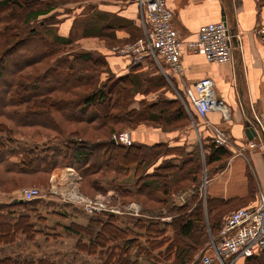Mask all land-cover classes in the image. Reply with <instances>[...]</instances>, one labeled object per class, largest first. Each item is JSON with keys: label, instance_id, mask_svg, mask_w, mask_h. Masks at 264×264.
<instances>
[{"label": "trees", "instance_id": "1", "mask_svg": "<svg viewBox=\"0 0 264 264\" xmlns=\"http://www.w3.org/2000/svg\"><path fill=\"white\" fill-rule=\"evenodd\" d=\"M20 3L21 1L18 0H0V10L9 8L11 17L15 14L14 5ZM23 6L28 8V11L23 15L22 23L27 24L31 18L35 19L39 14L49 10L52 2L25 0ZM8 18V15L5 18L0 16V22H3L0 37L2 36L5 44L0 57V79L6 63L10 60L12 66H15V75L12 76L14 79H8L10 81L8 83L3 80L4 87L0 89L2 94L0 96V118H2L0 119V165L4 170L16 174L50 175L55 167L70 161L77 165L84 180L92 177L88 180L89 184L98 189L102 188L98 180L109 171H115L118 176H122L128 174L124 172L125 169L129 171L131 166H134L135 174H143L150 163L149 159L146 161L148 153L144 149H148L146 146L151 144L134 142L132 145H123L112 142L111 134L115 128L111 124L126 118L157 117L161 112L165 118H169L167 121H170L175 111H177L175 116L181 117L182 105L178 106V110L174 109L172 105L175 102L164 97L144 105L149 113H145L144 110L138 111L129 105L133 85L138 83L134 78L136 74L132 75L128 72L116 75L110 72L106 80H100L99 73L103 70L108 71L107 61L103 55L84 50L68 52L60 45L69 42L68 38L54 36L51 41L48 38L45 40L36 27L31 28L28 37L21 38L18 36L19 31H15L17 24L11 19L7 20ZM38 34L40 36L36 37V43L41 46L36 48V51L27 47L22 48L19 54L14 52L17 46L30 42ZM58 52L60 53L51 59V56ZM30 68L34 71L29 73ZM12 74L11 72L9 75ZM99 103H102L101 108L98 106ZM158 105L160 109H156ZM63 123L74 127L67 131ZM83 123L90 125L96 132L103 131V135L107 134L102 140L89 138L86 129L77 126ZM78 134L81 135L79 139ZM22 137H26L30 142L21 144L19 139ZM206 147L209 148L206 156L208 164L221 159L227 152L224 146L215 142L206 144ZM100 149L104 150L105 157L101 161H94L92 157L97 154L94 151ZM110 149L113 150V154L107 153ZM138 175L136 179L130 180L132 183L130 187H125L122 181L116 184L121 204L128 201L126 199L128 195L132 196L129 200H135L134 198L141 194L149 200L156 201L147 193L155 187L161 189L160 192L165 197L169 193L170 187L166 180L148 181ZM150 176H156L155 172H145L143 175V177ZM124 181L128 182L127 179ZM196 188L201 190L198 183ZM161 201L165 202V198ZM36 203L33 199L0 203V244L4 241H14L17 228L29 239H33L35 234L32 231L36 228L34 218L30 212H18V210L22 211L25 208L35 211L33 204ZM139 203L150 214L145 217H132V226H125L121 215L105 210L98 211L104 217L100 222H96L100 225L99 229H93L94 222L80 226H66L68 230L80 236L76 244L77 249L94 253L99 247V253L104 256L103 264H172L171 255L177 248L176 238L170 237L164 241L157 237L163 236L170 228L174 231V235L181 239L183 244L181 247L184 246L179 256L178 253L175 254L181 261L187 262L190 249H196L201 242H203L201 250L207 247L206 235L202 230L206 219L200 197L196 203V212L193 209L187 210L189 203L183 205L167 203V211L175 213L171 222L160 221L155 215L152 216L153 213L157 214L156 210L145 205L146 200ZM209 225L210 231L217 230L218 233L222 222L215 221L214 218L210 219ZM195 230H199L200 233L194 238L191 235ZM86 235L88 241L83 240ZM161 246H164L163 249H159L154 254L153 250ZM1 249L3 248L0 246V254ZM255 263L258 264V261ZM0 264L61 263L48 257H29L11 252L0 255Z\"/></svg>", "mask_w": 264, "mask_h": 264}, {"label": "crops", "instance_id": "2", "mask_svg": "<svg viewBox=\"0 0 264 264\" xmlns=\"http://www.w3.org/2000/svg\"><path fill=\"white\" fill-rule=\"evenodd\" d=\"M168 5L173 11L172 22L182 38L196 37L200 27L212 21L225 20L229 28H234L231 36L233 62L209 61L205 55L183 47L180 53L184 67L183 74L172 73L165 63L162 68L165 74L161 72L165 79H169L174 89L173 92H166L165 98L177 104L181 99L179 106L182 103L180 93L187 85L200 78L211 77L214 81L215 96L222 99L227 108V116L219 109L211 110L205 117L197 119L196 129L194 128L205 144L214 142V135L219 132H223L227 138L217 144L224 146L227 152L221 159L209 163L202 190L201 207L206 225L210 229V219L215 218V221L223 223L234 207L253 206L264 197V152L249 145V140L256 138L254 137L256 132L251 137L246 133L247 127H252L256 131L257 119L264 127V36L257 32L258 27L264 25V2L262 0H168ZM144 10V6L138 0H68L60 3L52 2L50 9L39 14L38 17L43 23H46L44 20L51 19L53 22L49 25L54 31L53 35L75 39V48L80 51L103 55L107 60L108 71L117 75L128 72L138 75L139 72L148 69L144 60L153 59L148 57L140 61L142 63H135L130 57L120 52L116 53L117 51L114 52L110 47L115 43L143 36L146 29ZM132 67L134 69H131ZM180 114L182 118L190 119L186 108L183 107ZM248 119L251 121L249 126ZM144 127L145 130L136 129L137 135L133 134L137 143L165 140L175 144L181 143L183 135L186 137L189 135V129L184 131L180 129L179 133L178 131L155 133L150 126ZM74 178L76 180L75 175ZM13 197L15 195L1 202L18 200ZM180 200L182 201L177 203L178 205L186 203L184 197ZM192 207L189 205L187 210L190 211ZM137 208L139 209V205ZM109 209L112 210L106 207L105 211H110ZM111 212L124 214L125 210ZM56 224V237L72 236L70 233L72 231L66 226L86 225L77 221ZM0 246L3 248L0 255L11 253L3 245ZM202 246L203 242L195 249L197 252L195 257H200ZM40 256L45 257L44 254H36V257ZM52 260L60 263L59 259H55V255ZM224 261L222 263L217 260L214 264H257L256 261L258 264H264V250L249 257L228 256Z\"/></svg>", "mask_w": 264, "mask_h": 264}, {"label": "rangeland", "instance_id": "3", "mask_svg": "<svg viewBox=\"0 0 264 264\" xmlns=\"http://www.w3.org/2000/svg\"><path fill=\"white\" fill-rule=\"evenodd\" d=\"M21 1L20 5H14L16 7L15 14L10 17L9 14V8H6L5 10H0V16L5 18L7 15L9 16V19L11 21L15 22L17 24V29L15 31H19L18 36L28 37L29 32L32 27H36L40 31V35H42L45 40L48 38V40H52V38L55 36L53 35L54 31L51 26L49 25L51 22L46 21V23H40V18L36 17L35 19L31 18L28 23H22L23 15L28 11V8H25L23 4L25 3V0H18ZM47 1V0H46ZM53 3H60L63 1L68 0H48ZM74 1V0H72ZM168 5V0H167ZM20 6V7H19ZM169 6V5H168ZM12 11V10H11ZM3 22H0V29L2 27ZM39 34L33 37V39L30 42H27L26 44H22L21 46H17L19 48H15L14 52L16 54H19L21 49H26L27 47L30 50H35L36 48L40 47L38 43H36V37L40 36ZM60 37V36H57ZM62 38H68L69 42H67L65 45L60 44L62 48H65L67 51H71L72 53L80 51V49L75 48L76 43L74 42L75 39H71V37H62ZM135 39V38H134ZM134 39H128L127 41H123L120 43H115L111 45L110 49H114V52L121 49L123 45L131 43L134 41ZM21 47V48H20ZM5 49V44L3 42L2 36L0 37V57ZM60 52L54 54L51 56V59H54L56 55H58ZM118 53V52H116ZM15 57V56H13ZM19 57V56H17ZM26 58V57H24ZM11 59V58H10ZM20 59V58H18ZM20 61V60H19ZM107 61V60H106ZM5 62V60H4ZM146 62V65L148 66L147 70L141 71L138 73V75H134V78L138 80V83L136 85H133V93H132V99L129 101L130 107H134L138 111L144 110L145 113H149L148 109L144 105L152 103L158 99H163L165 97L166 92H173V86L171 85L169 79H165L164 75L161 73L163 71V64L164 61L160 59H153V60H144ZM142 63V62H140ZM5 65V70L3 72L2 79H0V89H3V83L10 82L8 79H14L12 77L14 74V68L15 66H12L11 60L8 61ZM48 64V63H45ZM162 65V67H160ZM44 68V67H43ZM141 68H143V65H141ZM146 68V67H145ZM33 68L29 69L33 72ZM104 69V68H103ZM13 73L12 75H9L10 73ZM26 73V70H25ZM110 71L103 70L99 73V79L106 80L109 76ZM165 74V73H164ZM117 75V74H116ZM133 75V74H132ZM4 80V81H3ZM164 86V87H163ZM135 91V92H134ZM0 92V96H1ZM146 95V96H145ZM180 98H182V107L186 108L189 111L190 119L188 118H182V117H176L177 111H175L170 119L165 118L164 115L161 112V115H158L157 117H134V118H126L123 119L120 122H114L111 124L114 126L115 131L114 132H120V131H128L132 136V143L129 145L134 144L136 142L135 138L133 137L136 134V129L140 130L146 129L144 127L145 125L148 127L150 126V129H152L155 133L157 132H171L178 131L182 129H189V135L186 137L183 135V139L180 142H177L175 144H170L166 142L165 140L157 141V142H151L146 147L148 149H144V151H147V159H149L150 163L145 168V172L153 173L155 172L156 176H150V177H143V174H135V168L134 166H131V169L128 171L125 169L124 172H127L126 175H120L118 176L115 171H109L107 174H105L102 178L98 180L99 184L101 183L102 188H95L90 186L89 179L87 178L84 180V178L81 176L78 167L73 162H66L63 163L57 167H55L52 171L53 174H16L13 172H7L4 170L3 166L0 165V203H3L1 201H7L12 197V195L16 199H20L19 193L24 188H39L42 192H46V196L37 197L33 199V201H36L35 211L28 210L23 208L22 211L18 210V212H30L32 215V218H34L35 226L38 230V232L35 233V229L32 231L35 236H33V239H29L26 234L21 232L18 228L15 230L17 236L14 241L11 242H2L4 248L8 252H13L16 254L29 256V257H36L37 253L44 254L45 257H50L53 259L55 255V259H59L61 264H103V257L99 253V247L97 248V251L94 253H87L86 251H80L77 249L76 244L78 242V239L80 236L76 234L75 232H70L72 236H57L56 237V229L57 224L56 223H69L70 221H77L80 223H92L93 229H99L100 225L96 222H100L101 219H104V217L97 211L95 213L89 214L86 212L82 206L81 203L72 200V194L73 191H76V189L81 192L83 195H86L88 197H102L104 200L105 205L108 208L111 209H117L118 207L120 209H126L124 214H117L121 215L122 222L125 223V226H132L133 225V218L137 216H148V210L143 209L141 207V204L139 202H143L146 200L145 205H149L151 207H154L156 210V213L151 214L152 216L155 215L157 217V220H165L166 222H171L174 219L175 213H172L170 211H167V203H180V198L184 197V201L190 206H193L192 209L195 212L197 211V201L199 197L202 199V190L204 189V183L206 182L207 178V169H208V163H207V154L209 153V148H206L205 142L202 141L199 135L195 132L196 129V123L197 119L200 118L193 105L188 100L185 89L183 92L180 93ZM144 99V100H142ZM181 99H179L180 101ZM178 104L174 103L172 107L174 109L176 108L178 110L179 106ZM102 103H99L98 106L101 108ZM11 107V106H10ZM97 107V108H99ZM156 109H160V105L157 106ZM61 120L62 118L59 117ZM203 118V117H201ZM2 120V118H0ZM66 123H63L65 126V130L70 131L74 126L71 124L65 125ZM78 127H82L83 129H86L87 135L89 138L98 139L100 140L105 137L103 135V131L96 132L93 130V128L88 124H78ZM195 128V129H194ZM33 131V130H30ZM113 132V133H114ZM22 133V132H21ZM134 134V135H133ZM97 137H95V136ZM112 135V134H111ZM137 135V134H136ZM156 135V134H155ZM78 139L81 137L80 134L77 135ZM45 138V137H43ZM98 140V141H100ZM97 141V142H98ZM19 142L21 144H27L30 142L29 139L26 137H22L19 139ZM56 143V142H51ZM159 143V144H158ZM125 145V144H123ZM136 145V144H135ZM96 155L92 157L94 161H101L103 160L104 150H95ZM113 150H107V153H112ZM155 153V154H154ZM113 154V153H112ZM148 161V162H149ZM184 165V166H183ZM183 167V168H182ZM191 171L189 172V169ZM193 168V169H192ZM76 173V174H75ZM163 173V174H162ZM74 175L76 177V180L74 178ZM142 177L145 180L151 181V180H157L160 181H167L168 185L170 187L169 193H167L166 197L163 193H161V189L158 190L154 188L151 192H147L149 196L152 198H155L156 201H152L151 199H147L143 195H138L135 200H129L132 199L131 195L126 196V199L128 201H125V204L120 203L119 199V192L118 188L116 187V184L118 181L124 182L125 187L132 186L130 180L136 179L137 176ZM127 179L128 182H125L124 180ZM121 182V183H122ZM200 185L201 190H197L196 185ZM152 187L153 184H151ZM86 194H85V193ZM155 193V194H154ZM17 195V196H16ZM69 198V199H68ZM165 198V202H162L161 200ZM65 199V200H64ZM22 200V199H20ZM125 200V199H124ZM138 200L139 202H137ZM11 201V200H10ZM13 201V200H12ZM32 205V206H33ZM133 205L137 207L139 205V209L137 213L133 212ZM245 206V205H239L231 209L232 211L235 208ZM154 210V211H155ZM161 210V211H160ZM230 210V211H231ZM115 211V210H110ZM151 216V217H152ZM228 216V215H227ZM226 216V217H227ZM7 217V216H6ZM204 225V224H203ZM203 232L206 235L207 242L211 240V237L216 235V231H210L207 227L206 223L204 227H202ZM31 232V231H30ZM199 230L192 231L191 237H198ZM32 234V235H33ZM27 237V238H26ZM142 237V236H141ZM156 237V236H153ZM158 239H163L164 241H167L170 237L176 238L177 248L174 251L175 253H172L171 263L172 264H198L200 262V257H195V254L197 253L196 250L190 249L189 251L190 256L188 257V261L186 260L181 261L178 257L181 253V249H184V246L181 247L182 242L180 241L178 237L174 235V231L170 228L167 230L166 233L162 235L157 236ZM143 239V237H142ZM140 239V240H142ZM83 240L88 241V236H84ZM179 241V242H178ZM165 245V244H164ZM164 246H161L160 248H156L153 250V253L155 254L159 249H163ZM211 249V248H210ZM178 253V256H175V254ZM194 257V259H193Z\"/></svg>", "mask_w": 264, "mask_h": 264}, {"label": "built area", "instance_id": "4", "mask_svg": "<svg viewBox=\"0 0 264 264\" xmlns=\"http://www.w3.org/2000/svg\"><path fill=\"white\" fill-rule=\"evenodd\" d=\"M138 1L145 9V33L117 50V52L130 57L132 62H140L148 57L160 59L168 65L172 73L181 75L184 72L180 59L183 47L205 55L209 61H234V52L231 44L232 33L225 20L207 22L200 27L196 37L182 38L172 22L173 11L167 5V0ZM257 32L264 36V25L258 27ZM213 85L214 81L211 77H203L185 88L188 100L201 117H205L209 111L216 109L221 110L227 116V108L224 101L215 96ZM256 122L258 124L254 136L256 138H251L249 145L257 147L264 152V127L259 119ZM249 123H251L250 120ZM111 138L114 139L115 143L125 145L132 143V136L128 131L114 132ZM226 139L223 132L214 135L216 144H220ZM74 193L73 191L72 194ZM76 193L77 196L74 194L72 200L81 203L88 213L105 210L107 207L102 197L90 198L77 189ZM19 196V198L24 200H31L46 196V192H42L39 188H24L20 191ZM130 206H132L134 213L138 212L137 207ZM119 209L117 208L115 211L120 212L121 209ZM263 250L264 197L256 205L241 206L228 214L218 233L211 237L207 247L202 250L200 263L214 264L217 260L224 263L225 258L228 256L248 257Z\"/></svg>", "mask_w": 264, "mask_h": 264}, {"label": "water", "instance_id": "5", "mask_svg": "<svg viewBox=\"0 0 264 264\" xmlns=\"http://www.w3.org/2000/svg\"><path fill=\"white\" fill-rule=\"evenodd\" d=\"M233 29H234V28H230V32H231L232 34H233V32H234ZM233 39H234V36H233ZM247 123H248V126H249V125H250L249 121H247ZM246 133H247V135H248L249 137H251L252 134L255 133V131H254V129H253L252 127H247V128H246ZM111 141H112V142H115L114 139H111Z\"/></svg>", "mask_w": 264, "mask_h": 264}, {"label": "bare ground", "instance_id": "6", "mask_svg": "<svg viewBox=\"0 0 264 264\" xmlns=\"http://www.w3.org/2000/svg\"><path fill=\"white\" fill-rule=\"evenodd\" d=\"M74 192H75V193H74V194H75V196H77V193H76V191H74Z\"/></svg>", "mask_w": 264, "mask_h": 264}]
</instances>
